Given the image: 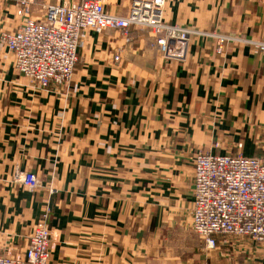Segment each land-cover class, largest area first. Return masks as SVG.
Here are the masks:
<instances>
[{
    "label": "crops",
    "instance_id": "1",
    "mask_svg": "<svg viewBox=\"0 0 264 264\" xmlns=\"http://www.w3.org/2000/svg\"><path fill=\"white\" fill-rule=\"evenodd\" d=\"M132 1L103 0L119 17ZM21 20L1 0L0 32ZM165 21L192 31L185 61L148 28L86 31L64 90L36 89L0 43V254L24 258L44 219L49 264H264V244L208 249L191 225L198 153L264 158V0H167Z\"/></svg>",
    "mask_w": 264,
    "mask_h": 264
},
{
    "label": "built area",
    "instance_id": "2",
    "mask_svg": "<svg viewBox=\"0 0 264 264\" xmlns=\"http://www.w3.org/2000/svg\"><path fill=\"white\" fill-rule=\"evenodd\" d=\"M166 2L133 0L127 16L119 17L106 11L103 0H75L44 6V17L36 20L35 0H16L22 23L16 31L0 33V41L12 54L17 73L42 87L71 83L86 31L115 29L128 35L132 26L148 28L166 60L185 61L192 31L166 23ZM120 58L121 53L115 61ZM14 181L31 191L43 188L33 173H18ZM193 194L192 229L208 249H215L221 237L264 244V158L198 153ZM51 243V230L42 219L25 257L0 254V264H49Z\"/></svg>",
    "mask_w": 264,
    "mask_h": 264
},
{
    "label": "rangeland",
    "instance_id": "3",
    "mask_svg": "<svg viewBox=\"0 0 264 264\" xmlns=\"http://www.w3.org/2000/svg\"><path fill=\"white\" fill-rule=\"evenodd\" d=\"M3 32V31H2ZM2 32H0V33H2ZM13 32V31H12ZM0 43L5 47V45L0 41ZM7 48V47H6ZM158 48V47H157ZM8 50V49H7ZM9 51V50H8ZM75 71H76V69H75ZM75 71H74V73H75ZM34 87H36V89H39V90H42V91H44V90H49V89H54L55 87L54 86H52V85H50V86H48V87H42L41 85H39L38 83H31ZM71 84V83H70ZM69 84V85H70ZM69 85L67 86V87H64V88H60V87H57V89H62V90H64V89H67L68 87H69ZM202 153V152H201ZM203 154H205V153H203ZM19 173H24V172H19ZM18 174V173H17Z\"/></svg>",
    "mask_w": 264,
    "mask_h": 264
}]
</instances>
